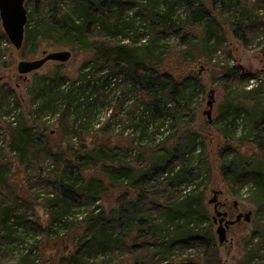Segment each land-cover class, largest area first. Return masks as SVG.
Instances as JSON below:
<instances>
[{
	"label": "trees",
	"instance_id": "obj_1",
	"mask_svg": "<svg viewBox=\"0 0 264 264\" xmlns=\"http://www.w3.org/2000/svg\"><path fill=\"white\" fill-rule=\"evenodd\" d=\"M211 3L212 7H207L204 0L26 1L29 20L22 49L29 48L27 54L37 53L39 46L34 43L41 38L69 46L74 52H85L87 58L77 78L71 79L59 68L36 76L27 91L29 99L16 94L11 87L0 90V110L12 119L8 130L11 150L23 163L33 166L45 157L53 161L50 172L38 175L48 188L44 195L48 211L45 218L30 217L26 206H18L19 201H26L22 193L25 188H17L16 184L12 192L8 191L13 185L9 165L0 161L1 244L12 238L17 231L14 226L23 223L27 229L49 231L45 239H54L55 258L48 264H114L115 250L124 248H129L133 260L116 258L125 264L153 263L155 259L174 261L175 250L183 252L186 247L209 249L213 244L211 213L205 204L207 188L201 190L198 179L202 173L212 179L214 168L205 140L199 145L191 109L193 88L204 92L206 87L198 73L172 72L163 63L175 44L183 58L188 59L190 48L195 45L191 42V31H204V36H208L205 43L211 41L209 36L216 32L213 21L220 13L230 14L234 32L245 42L259 33L260 24L264 29V14H260L264 0H211ZM179 6L184 8L183 13L179 12ZM3 39L8 37L0 18V43ZM218 42L220 46L223 43ZM216 45L212 44V53ZM114 76L119 81H113ZM214 78L230 86L240 78L239 83L248 86L254 76L243 73L235 64L222 66ZM112 83L119 84L121 89L114 104L107 107L98 129L103 134L88 132L76 141L69 138V150L56 151L59 144L53 141L50 126L38 125L33 113L56 116L65 134L69 133L70 121L92 123L96 107L105 105L101 95ZM257 90L259 85L247 92L251 95ZM233 100L226 95L221 118L215 124L224 136L235 129L239 118L245 119L240 142L243 146L252 143L256 149L242 151V147L236 149L229 143L218 148L221 178L236 196L255 208L253 228L233 264H264V101L249 105L248 100L252 99H246L239 106ZM23 103L37 108L27 111ZM116 118L122 129L131 134L129 149L137 151V164L119 157L129 149L115 143L109 135ZM169 122L172 128L167 127ZM174 125L176 131L156 144L159 135L175 130ZM180 131L178 138L176 134ZM118 187L123 189L113 204L105 207L98 203L111 189L115 195ZM149 204L157 208L156 215L145 211ZM82 205L83 214L75 218L72 209ZM70 230L74 235L70 242L58 243L62 234L68 235ZM139 240L142 242L135 244ZM41 241L35 237L29 249L24 247L26 251L21 254L19 264H38L31 254ZM215 251L204 254V264H226L221 260L211 262Z\"/></svg>",
	"mask_w": 264,
	"mask_h": 264
},
{
	"label": "rangeland",
	"instance_id": "obj_2",
	"mask_svg": "<svg viewBox=\"0 0 264 264\" xmlns=\"http://www.w3.org/2000/svg\"><path fill=\"white\" fill-rule=\"evenodd\" d=\"M204 1L207 7L213 6L211 0ZM178 10L181 13L184 12V8L182 6H179ZM260 14H264V8L260 9ZM229 15L230 14L228 12L225 14L220 13L218 15V19H214L213 23L216 24V32L214 31V34L209 36L211 41L208 43H205L208 36H204V34H206L204 31H191V38H193L191 42L195 45L190 48L191 55H187L188 59L185 60V58H183V54L179 51L180 49L178 48L177 44H175L176 46H173L174 51L169 50L163 63L164 68L172 72L186 73L193 71L198 73L202 80L201 82L206 87L204 92H202L198 87L193 88L194 97L193 101L191 102V109L194 118L193 128L198 134V140L200 142L199 145H201V142L205 140V144L209 150V160L214 168L212 179H209L207 173H202L198 179L199 183L201 184V190L207 188V191L205 192V204L211 213L210 239L212 240L213 244H211L207 251H205L202 247L193 246L186 247L183 252L175 250L176 254L174 255L175 257H173L174 261L167 259H155L153 263L143 262L140 264H180V262H184V264H190V262L194 264H204V254L215 250L216 256L211 258V262L217 263L218 260H221L226 264H233V262H235L240 257L242 253L241 250L248 239L251 228H253L251 222L252 220L248 222L245 219H241L230 226L227 233L228 241L224 244L219 243L218 234L216 232L219 226V222L215 221L216 202L221 201L228 203L229 207H220V210L228 211L229 218L231 220L236 219V216L239 212H248L250 210L253 212V209H255L253 204L243 199V197L241 198L236 196L234 191L230 189L221 178L219 173L220 157L218 156V148L221 144L229 143L230 146L236 149L242 147V151L247 150V148L250 150L256 149L255 145L252 143H248L247 145L243 146V143H241L242 141L240 142V139L245 132V119L239 118L236 121L235 129L232 128L233 130H230L229 132L226 130L227 132L224 136L222 135L221 129L215 124V122L221 118V106L226 100V95L234 99L232 103L235 105H239L240 102L243 103V101L246 99H252L248 100L249 105H253L256 103V101H264V29H262V24H260L259 29H257V26L253 27L257 29L259 33L253 35L254 38L252 37V39H248L249 41L245 42L234 32V27L230 23L231 19L229 18ZM261 20L262 19H258L257 21ZM138 22L140 24L143 22V18L141 16L138 17ZM258 23L259 22H257V25ZM239 30L240 32L242 31V29ZM181 31L179 32V35ZM97 36L100 35L98 34ZM35 41L36 42L34 44H38L39 46L36 54H27L29 48L17 49L9 39H3V41L0 43V90L11 87L16 94H19L20 96L25 95V97L29 99L31 97H29V94H27L28 88L33 84L34 79H36V76L38 75L40 76L50 72H55L58 68L60 71L70 76L71 79L77 78L80 75V68L82 63L87 58V53L82 51L74 52L69 46L53 44L51 41L46 39L40 38V40L37 39ZM218 41H223L221 46L218 45ZM175 42L177 43V41ZM212 44H217V48H215L213 53L210 51L213 48ZM64 49L72 51V57L68 61L58 62L55 60H49L37 70L25 74H21L19 72V64L21 61L39 59L42 58L46 52ZM235 64L243 69V73L254 76V78L249 82L250 85L247 86L245 82L239 83V78L235 80L233 86L226 84V87V85L214 78L215 72H220L222 66ZM101 74H105V72ZM115 79L119 81L118 76H114L112 80L114 81ZM258 85L260 86V90L253 92L251 95L247 92L248 89ZM105 89V94L103 96L101 95V97H104L106 100L105 105L96 107L93 119L91 121L92 123L89 125H84L81 124L80 121H70V132H67L66 134L61 127L62 124L56 116L52 115V117L49 118V116H41V114H39L37 111L33 113V118L37 120L38 125L41 124V126H50L49 131L51 132L53 141L59 144L56 151H68L70 144L69 138H72V140L74 139V141H76L77 137L81 138V134H86L88 132L90 134H95V132L103 134V132L98 129L104 121V115L106 116V112L108 111L107 107L109 106L110 108L111 105L109 104H114V100L120 94L121 87L119 84L112 83L108 88ZM211 89L215 90V105L212 112L214 124L209 122V117L206 113V110L209 109L208 94ZM258 91L262 92L258 93ZM257 93L258 96L253 98V96ZM249 95L251 98H247ZM24 103L23 105L26 107L27 111L30 108H37L36 105H27ZM3 112V109L0 110V161L4 160L2 162L7 163V166L9 165V179L13 185H10L11 187L9 186L8 191L12 192L11 188H16V184L17 188H25V191L22 193L25 195L26 201H24V203L23 201H19L18 203L20 204H18V206H26L24 209L28 212L30 217L34 215L35 218L48 217L47 206L44 203V195L48 188L45 182L39 179L38 175L39 172H42L43 175H45L47 172H50L52 170L53 161L51 158L45 157L44 159H41V162L38 165L35 166H33L31 163H23L18 154L11 150L10 144L12 143V137L8 130L10 120L12 119H10ZM115 121L116 122L113 124L114 130L109 135L113 137L115 143H119L128 149L131 148L132 145L130 132L127 129H122L123 127L121 123H119L120 120H118V118H116ZM167 127L172 128V122H169ZM173 129L175 130L171 132L166 131V133L162 136L159 135L156 138L155 143L157 144L162 142L167 135L175 132L177 127L174 125ZM181 134L182 132L180 131L179 134H176V136L179 138ZM136 152V150L129 149L126 154L119 155V157L125 161L127 160L130 163L134 162L137 164L138 159ZM124 155H127L126 159L123 158ZM28 164H30L31 167ZM29 178H31V181H28ZM122 189V187H118V191L115 194L116 196L113 193V189H111L108 194H106L104 200L102 199L98 203L105 207L113 204L115 197H117L119 191ZM215 190L220 192L217 195L218 200L216 202L210 203L209 201L214 197ZM22 199L23 198H21V200ZM235 203H237L238 206H236ZM18 210H21V207H18ZM84 210V205L76 206L72 209L71 214L75 215V218L81 217ZM145 211L151 213L153 216L158 213L157 208L152 204L147 205ZM252 218H254V213ZM73 224L74 225H72V228L75 229L76 219H73ZM14 228H17V231L13 233L12 238H10V240L4 244L0 243V264H19L21 254L26 251L24 250V247H30L35 237L42 240L38 249L33 250V253L31 254L32 256H35V262L38 264H48L50 259L55 258L53 253V250L56 246L54 239H45L48 237L46 232L49 231L38 232L37 230L29 228L27 229L23 223L14 226ZM61 231L62 230H60V232ZM51 232H53V234L55 233V231H50V233ZM73 237L74 235L70 230L68 235L62 234V237L59 238L57 242L63 245L66 242H70V239ZM141 242L142 240H139L135 244H140ZM116 256H120L121 258L123 257L125 261H130L131 258L133 260V256L131 255L129 248H124L123 250L116 249L115 256L113 258L114 261H112L114 264H125L126 262H119ZM100 258H103V256ZM188 261L189 263H186Z\"/></svg>",
	"mask_w": 264,
	"mask_h": 264
},
{
	"label": "water",
	"instance_id": "obj_3",
	"mask_svg": "<svg viewBox=\"0 0 264 264\" xmlns=\"http://www.w3.org/2000/svg\"><path fill=\"white\" fill-rule=\"evenodd\" d=\"M27 0H0V18L3 29L8 36L9 40L14 44L17 49H20L25 41L26 26L29 20V9L26 6ZM72 57V51L68 49L46 52L42 58L35 60H23L19 64V72L25 74L41 68L47 61L55 60L58 62H66ZM208 99L209 109L206 113L209 117V122H213L212 112L215 105V90L211 89ZM220 193L218 190L214 191V197L210 199V203L218 200L217 195ZM215 221L219 219L220 224L216 230L220 244L228 241V230L232 224L245 219L250 222L252 220L253 212H239L236 219H226L228 212L219 209L218 204L215 205Z\"/></svg>",
	"mask_w": 264,
	"mask_h": 264
},
{
	"label": "flooded vegetation",
	"instance_id": "obj_4",
	"mask_svg": "<svg viewBox=\"0 0 264 264\" xmlns=\"http://www.w3.org/2000/svg\"><path fill=\"white\" fill-rule=\"evenodd\" d=\"M216 204H218V207H219V209H220V207H223V208H225V207H229V205H228V203L227 202H221V201H218V202H216ZM215 204V205H216ZM235 205L236 206H238V204L237 203H235ZM238 208V207H237ZM228 212V211H227ZM226 219H230L229 218V213L227 214V216L225 217ZM218 219L220 220V216L218 217ZM218 220V222H219V224H220V221Z\"/></svg>",
	"mask_w": 264,
	"mask_h": 264
}]
</instances>
